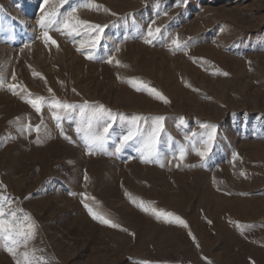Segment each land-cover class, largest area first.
Here are the masks:
<instances>
[{"label": "rangeland", "instance_id": "374dc122", "mask_svg": "<svg viewBox=\"0 0 264 264\" xmlns=\"http://www.w3.org/2000/svg\"><path fill=\"white\" fill-rule=\"evenodd\" d=\"M94 3L67 0L61 18L75 9L103 32L69 34L40 26L51 0H0V194L35 224L28 247L43 264H264V0ZM150 26L160 33L148 43ZM36 96L39 112L27 102ZM85 102L112 113L93 125H110L103 150L82 139ZM157 116L159 155L142 162ZM206 125L215 138L201 159ZM0 264H15L2 247Z\"/></svg>", "mask_w": 264, "mask_h": 264}, {"label": "snow or ice", "instance_id": "6c2138e0", "mask_svg": "<svg viewBox=\"0 0 264 264\" xmlns=\"http://www.w3.org/2000/svg\"><path fill=\"white\" fill-rule=\"evenodd\" d=\"M86 6L89 7H96L100 8L101 5L95 4L94 0H85ZM45 4H49L50 0H44ZM65 3H67V0H58V5L56 0H51V10L46 11L44 15L40 18V26L42 28L48 29L53 27L54 25H60V28L57 30H64L69 34H79L81 29L85 30L86 34H91L95 32H103V27L98 24H93L90 21H86L83 19H80L79 17L75 16V9L72 10V12L67 13L61 18V14L59 11V7H62ZM105 11H109L108 9H104ZM113 15H115L113 13ZM160 33V29L156 28L155 31H153L152 27L150 26L147 31V37L151 38L146 40V42L151 43L152 39L156 37L157 34ZM43 36L45 38V42L51 41L52 44H57V42L48 34V31H45L43 33ZM100 37L97 36L94 41H92L93 46H95L97 43H99ZM173 45L177 49H180L182 47L181 42L179 41V38L177 37L172 41ZM58 46V45H57ZM186 46V45H184ZM79 50V49H78ZM89 59H92V56H88ZM109 62H111V58H109ZM119 63V61H117ZM2 65H0V87H3V81L5 77L2 74ZM34 76L41 75L40 73H33ZM224 75H227V73H224ZM13 80H15V76L12 77ZM131 82V81H129ZM143 84V82H141ZM18 85L9 84L8 88L9 90L13 91L15 93ZM137 90H141V88H137ZM51 91V89H49ZM147 91L150 94H154L157 98L163 99L165 102H167L166 97L163 96L162 93H160L158 90L154 88H147ZM33 94L29 93V96L31 97ZM45 98L36 96L35 98H30L27 100L29 104L36 110L40 111L42 104L44 102ZM56 107H63V108H69L72 107L71 105L64 104L60 101H55ZM85 107H92L93 111L91 113V116L87 120V126L83 129V141L86 145V147L90 149H101L103 150L104 144L107 139V134L109 132V126H105L103 128V131H100L98 127H94V122H98L103 120L106 116L111 117L112 113L110 110L105 109L104 105H88L87 102H85ZM19 120V117L16 118ZM143 119V118H141ZM153 121V125L151 127V130L148 132L146 136L143 137V142L141 145V158L142 162H153V160L159 155L156 151V138L160 134V132L163 129V125L160 123L164 117L157 116L151 118ZM181 122H183V117L180 118ZM133 124L135 125V120H133ZM59 126V125H58ZM28 129L31 131L32 125L29 122L28 125H26ZM41 125H36L35 130L39 132ZM206 127H209L212 129L211 132L207 134V138L203 139L201 142V148L195 149L197 154L201 157V159H204L207 157L208 153L211 151V145L214 142L215 138V125H206ZM82 130L80 128L77 129L78 134ZM63 135V132L61 133ZM143 135V133L140 132L139 128L137 127L134 131L130 130L127 135H125L121 140V147L127 144L129 141L134 140L137 136ZM68 139V137H65ZM37 143L40 142L39 137H37L36 140ZM193 148H195V145H193ZM120 148H117V151H119ZM179 158L183 160L186 149L184 147H181L178 150ZM194 166V165H193ZM3 197L2 194H0V247H2L5 251H7L14 259L15 264H43L42 258L36 257L35 252L37 251L34 248H29V242L35 238V224L27 222V220H30V217L21 218L16 210H13L9 205L6 207L5 204L2 202ZM135 202V201H134ZM139 206L144 211H149L147 207H144V202L141 201ZM85 207L88 209L89 213L93 216L94 219L99 220L101 223L109 225L111 227H119L118 224L114 223L111 219L106 218V216L99 212V211H93V208L90 207L88 204H85ZM152 211L157 215V217L160 216H173L172 213L164 212L163 210H160L157 212L156 209H152ZM27 216V214H26ZM175 219L181 223L184 224L185 222L181 220L179 217H175ZM23 248L24 250L21 251L20 249ZM146 264V262H145Z\"/></svg>", "mask_w": 264, "mask_h": 264}]
</instances>
